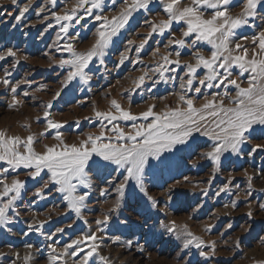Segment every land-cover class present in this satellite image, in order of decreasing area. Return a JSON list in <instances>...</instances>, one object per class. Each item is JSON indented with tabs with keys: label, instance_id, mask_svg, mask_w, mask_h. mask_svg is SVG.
Listing matches in <instances>:
<instances>
[{
	"label": "rangeland",
	"instance_id": "1",
	"mask_svg": "<svg viewBox=\"0 0 264 264\" xmlns=\"http://www.w3.org/2000/svg\"><path fill=\"white\" fill-rule=\"evenodd\" d=\"M166 2L167 0H152L148 11L141 9L133 13L129 23L106 49L103 64L99 57H94L89 68L85 69L91 77L88 83L83 84L77 78L59 97L52 100L68 70L61 69L53 60L68 58L69 55L56 50L54 42L60 26L52 13L63 14L66 9L72 8L75 0H56L55 5L49 0H17L16 5L11 0H0V51L10 47L17 52L15 58L7 57L0 61V78L9 79L10 84L16 86L15 96L20 101L13 108H9L13 93L11 88H5L0 83V130L8 135L21 137L31 132L39 139V143L35 144L36 150L43 151V145L56 143L53 139L56 131L54 129L45 132L43 137L38 135L46 127L43 110L49 101L52 102L49 119L66 122L60 131L69 144L87 133H98L101 121L95 117L94 110L108 111L113 99L137 116L148 105H155L156 111L175 107L177 94L181 91L180 77L186 72L185 64L195 62L191 57L192 49L179 48L176 45L165 48L170 39L180 38L181 26L174 23L164 35L154 33L148 38L144 48L137 51L141 40L150 31V26L145 21L158 22L165 19L163 7ZM189 2L190 0H181L180 7ZM122 3L123 0H103L102 9L94 12L111 17L118 13ZM29 4V10L17 22L15 17L19 15L20 9ZM241 4L242 0H234L230 9L231 15L240 13ZM41 8L45 10L40 12ZM79 15H84L82 9ZM69 23L72 26L68 35L60 33L62 38L58 43L61 46L66 42L73 43L77 51L83 52L94 42L96 29L102 21H96L93 16H84L79 25ZM49 24H52L51 28L48 27ZM261 30H264V9H260L255 18H249L248 25L235 30L232 46L237 42L242 43L251 54V38ZM243 37L248 39L244 40ZM129 41L133 43L129 45ZM210 49V45H203V54L208 56ZM126 50L128 58L117 67L121 54ZM176 51L181 52V63L179 66H166L169 70L165 71V80L153 86V81L159 80L158 75H154L152 80L146 79L144 85L135 88L133 81L136 78L147 69L163 63L161 57L169 52L172 53L170 58L175 59ZM14 60L19 62L13 68ZM5 70L11 75L5 77ZM206 71L197 69L200 77ZM239 71L234 68L233 78L238 77ZM247 78V74L239 77L244 87L247 86ZM21 80L26 82L17 84ZM194 84L198 86V81H194ZM229 90L232 94L235 93L231 86ZM223 91V87L205 88L202 94L188 92L187 95L198 97L196 105L199 106L204 102L205 94L210 98L212 92ZM25 92L28 93L27 96L24 95ZM37 117L40 119L37 120ZM143 122L145 121L142 118L135 121ZM104 123L107 124V121ZM114 123L128 131L134 122L119 120ZM23 125L29 127L25 128ZM195 135L196 139L189 146H179L178 151L164 153L160 160L150 159L145 186L149 195L158 201L156 208H152L142 194L130 197L127 193L131 189H128L120 207L110 214L111 219L103 233L105 239L99 250L101 255L109 258L110 264H187L189 260L191 264H264V210L259 207L264 203V149H257L252 156L247 155L261 141L253 140L245 145L244 153L240 157L226 153L219 169L213 173L211 161L199 158L211 141ZM6 168L8 165L0 161V170ZM28 171L23 168L15 171L9 169L6 174L5 182L10 184L11 180L18 179L25 183V187L17 201L20 215L15 216L14 223L8 225L11 231L7 228L0 229V253H4L0 256V264H24L23 258L29 252L32 255L29 264H48L49 243L58 241L54 246L59 250L82 233L95 231V220L102 218L116 198V193L111 190L101 196L100 191L106 187V183L97 178L100 173H90L92 187L78 189L90 193L87 208L82 209L84 218L89 222L85 224L83 220L76 219L75 213L64 214L65 203L62 202L61 194L45 189L42 197L35 196L42 181L31 179L27 175ZM245 172L252 177L251 187ZM0 179H5L2 171ZM225 184H228V189L217 195ZM249 192L251 195H248ZM169 195L172 196L171 200L168 199ZM3 199L5 198H0ZM232 201H236L235 207ZM54 205L57 206L55 210ZM249 211L252 212L251 217L247 214ZM33 218L46 221L42 231L47 234L54 232L57 227L64 228L65 231L57 233L51 241L35 231L29 232L27 236L23 235L28 231V224L33 223ZM73 221H76L73 227L68 228L67 225ZM173 221L178 231L170 233L164 226H171ZM185 230L204 242L200 250L209 252L208 245L214 242V253L205 259L194 246L184 249L183 238L178 239L177 236ZM128 241L132 242L130 246ZM26 244L33 245V248L27 249ZM92 264L102 262L96 256L93 257Z\"/></svg>",
	"mask_w": 264,
	"mask_h": 264
},
{
	"label": "snow or ice",
	"instance_id": "2",
	"mask_svg": "<svg viewBox=\"0 0 264 264\" xmlns=\"http://www.w3.org/2000/svg\"><path fill=\"white\" fill-rule=\"evenodd\" d=\"M49 2L55 5L56 0H49ZM151 2L152 0H123L118 13L111 17L94 12V10L102 9L103 0H75L72 8L66 9L63 14L52 13L56 23L60 26L54 42L56 50L69 54L68 58L53 60V63L58 64L61 69L67 68L68 70L60 82V89L54 93L52 100L59 97L61 92L77 78L83 84H87L91 77L85 69L89 68L93 58L99 57L100 63L103 64L106 49L114 42L113 38L125 28L133 13L141 9L148 11ZM233 2L234 0H190L189 3L180 7L181 0H167L163 7V12L166 14L165 19L158 22L145 21V24L150 26V31L141 40L137 51L144 48L148 38L154 33L164 35L174 23L181 26L180 38L170 39L165 48L176 45L179 48L193 50L191 57L195 62L185 64L186 72L180 77L181 91L177 94L175 107H166L164 110L156 111L155 105H148L146 110L141 111L137 116L113 99L110 101L108 111L94 110L95 117L101 121L98 133H87L76 142L69 144L64 140L63 133L60 131L63 123L66 122L49 119V109L52 107V102L49 101L43 110L46 127L38 135L43 137L45 132L54 129L56 131L53 139L56 143L43 145V151L36 150L35 144L39 143V139L31 132L21 137L8 135L4 130H0V161L8 165V168L0 170L5 173V179H0V185H2L0 198H5L0 200V229L7 228L9 232L11 231L8 225L13 224L14 217L20 215L17 210V201L21 197V190L25 187V183L18 179L11 180L10 184L5 182L9 169L12 171L20 168L29 170L27 175L31 179L42 181L41 187L36 189L35 196L42 197L45 189L61 194L62 202L65 203L64 214L75 213L76 219L83 220L85 224L89 222L84 218L82 209L87 208L90 193L78 189H90L92 187L90 173H100L101 175L97 178L103 179L106 183V187L100 191L101 196L111 190L116 193L115 200L102 218L95 220V231L82 233L75 239H71L69 243H65L59 250L54 246L59 243L58 241L49 243L47 245L50 250L48 264H92L93 257L96 256L102 264H110L109 258L101 255L99 250L105 239L103 233L111 219L110 214L120 207L121 201L126 196V190L131 189L127 193L130 197L142 194L152 208L158 205L156 198L149 195L145 186L150 159L160 160L164 153L178 151L179 146H189L196 139L195 134L211 141L207 150L200 153L199 158L211 161L213 173L219 169L222 157H225L226 153L240 157L244 153V146L253 140H260L261 143L255 144L247 152L248 156H252L257 149H264V30L251 38L253 44L251 54L242 43L237 42L234 47L232 46L235 30L248 25L249 18H255L259 10L264 9V0H242L241 11L236 16L230 13ZM11 3L16 5L17 0H11ZM30 6L29 4L20 9L19 15L15 17L17 22L21 20ZM81 9L84 15H79ZM44 10L41 8L40 12ZM84 16H93L96 21H102L96 29L95 40L91 46L83 52L77 51L73 43L66 42L61 46L58 43L62 38L60 33L68 35L69 28L72 26L69 22L79 25ZM48 27L51 28L52 24ZM69 38L76 39V37ZM243 39L247 40L248 37H243ZM128 43L131 45L133 41ZM205 44L211 46L208 56L203 54ZM156 51L159 52L158 49ZM16 56L17 52L10 47L0 51V61ZM171 56V52L163 55L161 57L163 63H159L155 68L147 69L136 78L133 81L135 88L144 85L146 79L152 80L154 75H158L159 80H154L153 86L165 80V71L169 70L166 66L168 64L179 66L181 63V52H175V59H171ZM127 58L126 50L121 54L117 67ZM18 62L14 60L12 67L14 68ZM201 68L207 70L202 77L197 72V69ZM234 68L240 70L237 78H233ZM245 74L248 77L246 87L242 86L243 82L239 80V77ZM4 75L7 77L11 73L5 70ZM194 81H198V86L194 84ZM25 82L21 80L17 84ZM0 83L5 88H11L13 93L12 102L8 107L13 108L19 104L20 101L15 96L16 86L11 85L9 79L6 78H0ZM229 86L235 89L234 94L229 90ZM221 87L225 91L212 92L210 98L205 94L204 102L199 106L196 105L198 97L187 95L188 92L202 94L205 88ZM24 95L27 96L28 93L25 92ZM138 118H142L145 122L135 123ZM39 119L40 117H37V120ZM119 120L133 121L131 130L125 131L122 126L114 123ZM104 121H107V124ZM23 127L29 126L23 125ZM245 175L251 187L252 177L248 176L247 172ZM209 183H211V177ZM227 189L228 184H225L217 195ZM10 193L12 195H9ZM248 195L251 193L249 192ZM168 199L171 200L172 196L169 195ZM232 205L235 207L236 201H232ZM56 207L54 205V210ZM259 207L264 210V203H261ZM247 214L249 217L252 216L251 211ZM75 222L68 224L67 227L72 228ZM45 223L46 221L33 218V223L28 224V231L23 235L27 236L29 232L35 231L51 241L57 233L65 231L64 228L57 227L54 232L47 234L42 231ZM164 227L170 233L178 231L175 221L171 226ZM177 238H183L184 249L194 246L200 250L204 244L199 237L186 230ZM131 243L128 241L129 246ZM25 247L30 250L33 245L26 244ZM208 247L209 252L199 251V255L205 259L214 253V242H210ZM2 255L4 253H0V256ZM17 256H19L18 253ZM31 260L32 255L29 252L23 258L24 264H29ZM187 264H191V261H187Z\"/></svg>",
	"mask_w": 264,
	"mask_h": 264
}]
</instances>
